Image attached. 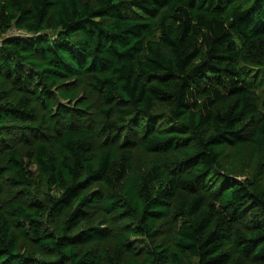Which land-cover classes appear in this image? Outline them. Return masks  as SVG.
Here are the masks:
<instances>
[{"label": "trees", "instance_id": "trees-1", "mask_svg": "<svg viewBox=\"0 0 264 264\" xmlns=\"http://www.w3.org/2000/svg\"><path fill=\"white\" fill-rule=\"evenodd\" d=\"M0 264H264V0H0Z\"/></svg>", "mask_w": 264, "mask_h": 264}, {"label": "rangeland", "instance_id": "rangeland-1", "mask_svg": "<svg viewBox=\"0 0 264 264\" xmlns=\"http://www.w3.org/2000/svg\"><path fill=\"white\" fill-rule=\"evenodd\" d=\"M21 33H19L18 31H16L15 29H11L10 31H8L5 36H13V35H20ZM21 93L20 90H14L13 87H10V94L12 98L17 97L19 94ZM143 159L140 153H136L135 154V159L134 162L135 164H137V166L141 167V164L143 163ZM136 166V167H137ZM137 167V168H139Z\"/></svg>", "mask_w": 264, "mask_h": 264}]
</instances>
